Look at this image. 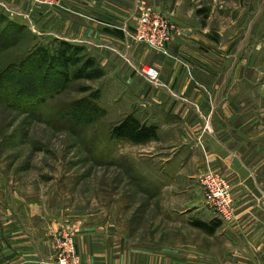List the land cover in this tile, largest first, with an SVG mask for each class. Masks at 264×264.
I'll return each instance as SVG.
<instances>
[{"label":"crops","instance_id":"1","mask_svg":"<svg viewBox=\"0 0 264 264\" xmlns=\"http://www.w3.org/2000/svg\"><path fill=\"white\" fill-rule=\"evenodd\" d=\"M78 2L79 9L75 6L71 13L48 11L44 34L89 46L106 77L123 86L132 100L123 119L132 115L158 128L149 158L168 182L146 183L156 193L154 200L188 227L197 228L196 221L209 225L216 216L204 202L199 177L214 171L231 183L236 211L215 233H197L201 242L170 246H130L123 243L124 235L118 241L113 231L100 239L84 230L83 263L264 264V101L259 98L264 96L259 86L264 73L255 58L238 54L233 43H221L198 23L180 20H174L179 32L168 45V55L155 52L128 40L134 15L133 21L125 15L116 27L110 6L98 7L90 0L87 11ZM17 10V0H0V14L10 22L15 23ZM143 65L159 71V83L139 75ZM51 227L0 224V264H51L50 232L58 226Z\"/></svg>","mask_w":264,"mask_h":264},{"label":"rangeland","instance_id":"2","mask_svg":"<svg viewBox=\"0 0 264 264\" xmlns=\"http://www.w3.org/2000/svg\"><path fill=\"white\" fill-rule=\"evenodd\" d=\"M74 1L17 0L15 24L22 31L18 43L12 39L0 41V76L9 69L10 73L16 71L35 46L51 53L60 48V41L44 34L42 22L48 11L71 13L75 6L79 9V2ZM94 1L98 7L113 8L116 27L122 25L125 15L131 21L134 15L135 25L149 11L168 14L176 26L174 20L198 23L218 36L221 43H233L238 54L254 57L256 67L264 73V0ZM89 2L81 0L80 4L88 11ZM11 25L0 17V35L8 38L14 29ZM132 31L133 27L129 28L126 36L134 42L129 36ZM79 47L81 66L71 71L82 69L92 59L103 74L94 79H72L65 90L44 103L14 99L9 94L17 93L15 81L7 86L0 80V94L8 99H0L1 226L13 221L34 222L51 230V224L57 225L50 232L51 264H59L66 248L74 250L75 259L84 264L80 251L84 230L98 233L100 239L105 238V232L113 231L118 241L124 235L123 243L130 246L154 248L187 240L201 242L197 233L203 230L170 216L168 206L157 203L153 197L156 193L146 186L154 180L168 182L149 158L154 153V141L139 146L111 137L112 128L131 110L132 100L123 86L106 77L98 60L91 57V48ZM31 70L37 85L56 89L53 73L45 70L41 74L32 66ZM261 81L259 86L264 88V77ZM259 98L264 101V96ZM217 223L221 227L224 222L216 217L209 225ZM68 230L72 232L68 236L59 233ZM74 262L72 259L69 264Z\"/></svg>","mask_w":264,"mask_h":264},{"label":"trees","instance_id":"3","mask_svg":"<svg viewBox=\"0 0 264 264\" xmlns=\"http://www.w3.org/2000/svg\"><path fill=\"white\" fill-rule=\"evenodd\" d=\"M0 17L12 24L11 27H14L12 31H9L8 38L0 35V41L12 39L15 43H18L22 31L19 25L10 22L2 14H0ZM78 48L80 47L67 42H60V48L51 53L47 48L35 46L30 50L32 55L28 56L25 61H20L16 71L12 73L9 72L10 69L5 71L6 75L0 76V80L7 86H12L15 81L17 93H14V95L9 94L14 99L44 103L47 98H52L65 90L72 79H94L103 74L100 68L96 69L92 59L88 60L82 69L78 68L74 72L71 71V68L81 66L82 59L77 53ZM31 66L41 74L45 70L53 73L52 76L55 77L53 84L56 89L46 85V87L37 85L39 83L33 80L35 73L31 70ZM4 96V94H0V99L8 102V99L3 98ZM110 135L113 139L127 140L138 145L147 144L158 139V128L153 125L142 124L137 118L129 115L112 128ZM194 226L207 233H215L220 224L217 223L214 226L196 221Z\"/></svg>","mask_w":264,"mask_h":264},{"label":"built area","instance_id":"4","mask_svg":"<svg viewBox=\"0 0 264 264\" xmlns=\"http://www.w3.org/2000/svg\"><path fill=\"white\" fill-rule=\"evenodd\" d=\"M176 32L177 26L173 23L171 16L164 12L149 11L138 18L129 36L134 42L148 49L168 54L167 45ZM137 72L150 83L157 84L160 82V73L153 66L143 65ZM199 183L206 206L222 222L232 221L236 211L231 183L224 176L214 171H207L202 174L199 177ZM64 231H60V235L67 233L65 236H68L72 233L69 230ZM72 231L74 230L72 229ZM69 241L72 242V237ZM62 253L58 259L59 264H69L72 259L75 261L74 264H79L78 260L75 259L74 250L66 248Z\"/></svg>","mask_w":264,"mask_h":264}]
</instances>
